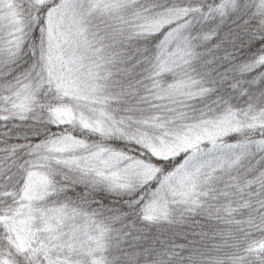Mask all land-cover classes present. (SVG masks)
<instances>
[{
    "label": "snow or ice",
    "instance_id": "obj_1",
    "mask_svg": "<svg viewBox=\"0 0 264 264\" xmlns=\"http://www.w3.org/2000/svg\"><path fill=\"white\" fill-rule=\"evenodd\" d=\"M0 264H264V0H0Z\"/></svg>",
    "mask_w": 264,
    "mask_h": 264
}]
</instances>
